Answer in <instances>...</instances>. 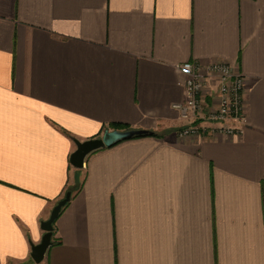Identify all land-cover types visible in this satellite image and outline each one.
<instances>
[{"label":"crops","instance_id":"obj_1","mask_svg":"<svg viewBox=\"0 0 264 264\" xmlns=\"http://www.w3.org/2000/svg\"><path fill=\"white\" fill-rule=\"evenodd\" d=\"M186 61L244 76L242 134L177 135ZM115 123L154 134L71 166ZM0 264H264V0H0Z\"/></svg>","mask_w":264,"mask_h":264},{"label":"built area","instance_id":"obj_2","mask_svg":"<svg viewBox=\"0 0 264 264\" xmlns=\"http://www.w3.org/2000/svg\"><path fill=\"white\" fill-rule=\"evenodd\" d=\"M178 70L184 75V101L174 106L185 125L177 135L242 134L247 122L244 76L223 62L198 65L186 61L178 65ZM206 96L210 102H205Z\"/></svg>","mask_w":264,"mask_h":264},{"label":"water","instance_id":"obj_3","mask_svg":"<svg viewBox=\"0 0 264 264\" xmlns=\"http://www.w3.org/2000/svg\"><path fill=\"white\" fill-rule=\"evenodd\" d=\"M152 133L150 130L146 129H128V130H106L99 137L89 138L85 140H80L77 138H72L75 148L71 152L69 157V163L76 169H81L84 167L86 157L102 148L111 146L113 143L119 140L130 139L136 136H142ZM71 192L67 191L65 196L57 201V203L52 207L49 217L41 222V228L44 230V234L39 243L31 244V258L35 262H40L51 246L52 233H53V222L58 217L61 208L69 201Z\"/></svg>","mask_w":264,"mask_h":264},{"label":"trees","instance_id":"obj_4","mask_svg":"<svg viewBox=\"0 0 264 264\" xmlns=\"http://www.w3.org/2000/svg\"><path fill=\"white\" fill-rule=\"evenodd\" d=\"M108 129H110V130H128V129H130V127L128 126V125H125V124H119V123H115V124H110L109 125V127L108 128H106L104 131H106V130H108ZM154 133L152 132V133H150V134H147V135H153ZM142 136H144V135H142ZM136 137H140V136H136ZM120 141H122V140H119V141H117V142H115V143H113L112 145H114V144H116V143H118V142H120ZM111 145V146H112ZM80 182H76L75 184H71V185H69L67 188H66V190H65V192H64V194H63V196H62V198L65 196V193L67 192V191H70L71 192V196H70V198L72 197V195L74 194V192L76 191V190H78L79 189V187H80ZM68 203V202H67ZM66 203V204H67ZM65 204V205H66ZM64 205V206H65ZM63 206V207H64ZM63 207L61 208V210L63 209ZM61 212V211H60ZM55 222V221H54ZM54 222H53V224H54ZM53 229H54V227H53ZM53 244V243H52Z\"/></svg>","mask_w":264,"mask_h":264}]
</instances>
